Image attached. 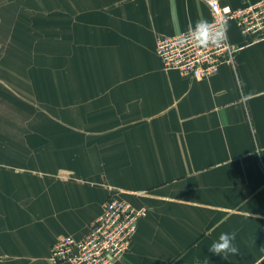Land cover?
Masks as SVG:
<instances>
[{
    "label": "crops",
    "instance_id": "0c3cea01",
    "mask_svg": "<svg viewBox=\"0 0 264 264\" xmlns=\"http://www.w3.org/2000/svg\"><path fill=\"white\" fill-rule=\"evenodd\" d=\"M198 20L205 0H0V264H53L52 244L83 237L109 196L148 210L114 264H264V39L229 24L234 66L165 70L157 40ZM45 42L103 53L98 113L77 129L60 125L59 67L45 98ZM224 232L227 260L208 251Z\"/></svg>",
    "mask_w": 264,
    "mask_h": 264
},
{
    "label": "built area",
    "instance_id": "2783aa9c",
    "mask_svg": "<svg viewBox=\"0 0 264 264\" xmlns=\"http://www.w3.org/2000/svg\"><path fill=\"white\" fill-rule=\"evenodd\" d=\"M214 26L225 27L224 43L202 47L189 31L176 36H161L155 53L165 70L177 71L188 79L209 78L222 64L234 66L241 47L231 42L229 24L252 40L264 39V0L247 3L238 9L222 6L218 0H205ZM147 208L109 196L101 213L81 238L62 236L50 248L53 264H114L126 254L136 232L139 219L147 216Z\"/></svg>",
    "mask_w": 264,
    "mask_h": 264
},
{
    "label": "rangeland",
    "instance_id": "374dc122",
    "mask_svg": "<svg viewBox=\"0 0 264 264\" xmlns=\"http://www.w3.org/2000/svg\"><path fill=\"white\" fill-rule=\"evenodd\" d=\"M66 27H60V33ZM76 43L61 42L58 45L45 42L42 45L37 44L38 51L43 53L41 59L38 58L37 61L38 64L41 61L45 68V98L51 95V81L48 76L50 68L59 67L60 74H54L51 77L53 79L59 78L57 81L61 86V120H66V122H61L60 125H69L72 129H77L76 127L82 123L79 117L85 108L89 110L92 108V113H98L96 107L99 97L96 94L99 91H93L90 88L98 89L99 85L103 86V58L99 57L103 53L94 49L87 50L86 47L89 45L84 42ZM56 45L59 46V50H57L58 46L56 47ZM67 86L71 87L69 91L65 90L68 88ZM64 98L69 99L71 103L64 101ZM84 98H88V102H85ZM68 116H71V119H68ZM67 120H73V122L68 124Z\"/></svg>",
    "mask_w": 264,
    "mask_h": 264
},
{
    "label": "clouds",
    "instance_id": "9594fccd",
    "mask_svg": "<svg viewBox=\"0 0 264 264\" xmlns=\"http://www.w3.org/2000/svg\"><path fill=\"white\" fill-rule=\"evenodd\" d=\"M225 27L214 26L207 20H198L190 29L193 40L202 47L219 46L224 43ZM236 233H221L216 241L208 248L214 255L227 260L228 255H236L239 250L234 245Z\"/></svg>",
    "mask_w": 264,
    "mask_h": 264
}]
</instances>
